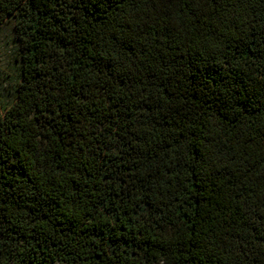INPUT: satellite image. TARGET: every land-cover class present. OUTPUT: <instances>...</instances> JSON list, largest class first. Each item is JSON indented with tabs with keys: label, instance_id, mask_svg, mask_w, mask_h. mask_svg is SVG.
<instances>
[{
	"label": "trees",
	"instance_id": "16d2710c",
	"mask_svg": "<svg viewBox=\"0 0 264 264\" xmlns=\"http://www.w3.org/2000/svg\"><path fill=\"white\" fill-rule=\"evenodd\" d=\"M0 264H264V0H0Z\"/></svg>",
	"mask_w": 264,
	"mask_h": 264
},
{
	"label": "rangeland",
	"instance_id": "374dc122",
	"mask_svg": "<svg viewBox=\"0 0 264 264\" xmlns=\"http://www.w3.org/2000/svg\"><path fill=\"white\" fill-rule=\"evenodd\" d=\"M20 63L18 41L15 36V20L8 17L0 26V101L5 103L11 97V88L16 79ZM50 264H59L51 262Z\"/></svg>",
	"mask_w": 264,
	"mask_h": 264
}]
</instances>
